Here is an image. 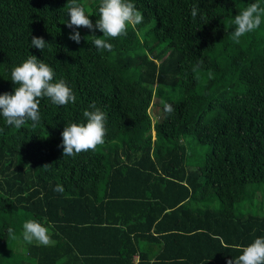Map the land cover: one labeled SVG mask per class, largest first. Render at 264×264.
I'll use <instances>...</instances> for the list:
<instances>
[{"label": "trees", "instance_id": "1", "mask_svg": "<svg viewBox=\"0 0 264 264\" xmlns=\"http://www.w3.org/2000/svg\"><path fill=\"white\" fill-rule=\"evenodd\" d=\"M78 2L95 23L100 0ZM250 2L134 0L141 24L116 38L79 26L77 44L68 0H0V94L32 54L76 97L41 98L35 126L0 117V264H234L264 235V22L230 34ZM93 102L105 142L64 156V127ZM28 219L48 245L22 240Z\"/></svg>", "mask_w": 264, "mask_h": 264}, {"label": "clouds", "instance_id": "2", "mask_svg": "<svg viewBox=\"0 0 264 264\" xmlns=\"http://www.w3.org/2000/svg\"><path fill=\"white\" fill-rule=\"evenodd\" d=\"M70 6L67 9L68 19L65 25L73 29L69 33V39L77 44L81 41L78 31L79 26L87 27L91 31L98 30L103 36L116 38L127 34V27L139 25L144 20L142 12L136 7L134 0H100L98 5V19L93 23L89 18L92 14L86 11L87 5L78 0H68ZM197 9H192V15H196ZM264 7L258 0H252L247 6L239 11L232 19L234 30L230 33L234 42L247 33L253 32L262 24ZM95 36V35H94ZM91 44L97 51H111L113 45L106 39L95 36ZM30 47L44 50L48 43L43 37L33 36ZM54 68L30 54L25 60L12 67L10 80L16 85L13 93L0 94V117L12 127L21 128L26 122L35 126L41 119L38 105L41 98H48L57 106L74 103L76 97L71 87L62 78L55 79ZM165 112H172L170 104L164 105ZM82 122L67 123L61 136V147L64 156H72L82 151L94 150L97 145L105 142L107 114L97 107L95 102L90 103L82 113ZM55 191H63L57 185ZM8 233L14 236L13 230ZM22 240L25 243L37 242L48 245L51 242L49 227L42 222L28 219L22 224ZM233 264V261H229ZM234 264H264V235L257 236L250 244L243 246L240 255L235 258Z\"/></svg>", "mask_w": 264, "mask_h": 264}]
</instances>
